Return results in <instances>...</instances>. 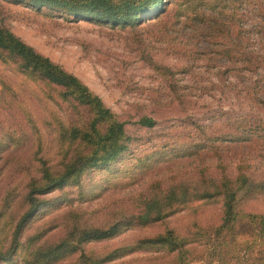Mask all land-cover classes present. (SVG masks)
I'll use <instances>...</instances> for the list:
<instances>
[{
	"label": "rangeland",
	"instance_id": "obj_1",
	"mask_svg": "<svg viewBox=\"0 0 264 264\" xmlns=\"http://www.w3.org/2000/svg\"><path fill=\"white\" fill-rule=\"evenodd\" d=\"M198 1L206 17L196 21L193 34L183 21L186 16L176 15L181 0H161L151 14L118 27L73 18L30 0H0V25L81 80L124 121L128 137L126 149L106 167L83 173L77 185L37 195L18 243L0 264H36L29 251L37 244L59 241L66 234L69 211L78 213L88 227H102L135 213L139 195L155 181L159 186L149 192L172 184L208 185L221 175L227 180L243 175L251 184L264 181V0ZM0 96L5 98L0 99V140L10 127L15 137L23 136L0 155L2 220L19 217L27 207L21 200L24 184L35 174L41 152L34 159L36 134L27 129L22 109L39 111L42 98L39 89L7 62H0ZM12 97L15 102L7 107ZM142 117L150 118L151 124H140ZM33 119L30 124L40 130ZM44 142L52 155L54 137ZM248 191L236 200L237 209L264 215V192ZM220 215L219 197L190 201L146 227L81 243L56 264H73L81 253L95 261L165 228L190 237L194 225L210 228ZM0 228V248L5 251L10 228ZM32 235L37 236L28 243ZM197 243L201 246L203 238ZM156 249L152 246L145 253L162 251ZM138 256L131 253L112 262ZM210 264L218 263L212 259ZM240 264L246 263L242 259Z\"/></svg>",
	"mask_w": 264,
	"mask_h": 264
},
{
	"label": "trees",
	"instance_id": "obj_2",
	"mask_svg": "<svg viewBox=\"0 0 264 264\" xmlns=\"http://www.w3.org/2000/svg\"><path fill=\"white\" fill-rule=\"evenodd\" d=\"M30 1L37 6L60 9L73 18H87L110 27L133 24L137 16L151 14L161 6V0ZM199 3L198 0H181L182 7L178 6L175 11L176 15L181 13L186 16L183 21L188 22L187 26L193 34L196 21L206 17ZM0 62L11 64L13 71L39 89L42 98L39 111L32 112L27 107L22 109L25 124L28 125L26 128L34 130L36 134L32 144L36 152L32 156H36L37 152H41V155L36 157L38 167L34 170L35 174L24 184L25 193L21 200L27 205L25 211L16 218L5 216L0 219L2 228H10L7 249L2 251L0 248V260H3L18 243L22 225L37 205V195L68 184L77 185L83 173L93 168L106 167L126 149L128 137L124 132V121L81 80L1 25ZM0 99L5 100L1 96ZM14 102L15 97H12L7 101V107L13 106L11 104ZM33 116L38 120L40 130L33 123L30 124L34 121ZM138 122L151 124L147 117L138 119ZM242 130L247 134L245 127ZM16 135L14 127H10L7 135L0 140V155L21 142L23 136ZM47 137H54L56 141V150L52 155L44 142ZM236 138L238 141L241 139ZM218 179L210 181L208 185L199 183L194 187L172 184L149 192L159 186L155 181L145 189V194L139 195L142 196L137 199L135 213L102 227H88L78 213L69 211L65 216L66 234L54 244H37L28 255L33 257L36 264H56L60 257L65 255L68 258L75 253L81 243L106 239L127 228H143L178 212L190 201L219 197V222L210 228L194 225L195 232L190 237L180 236L172 229L165 228L152 238H140L114 248L95 261L90 255L81 253L73 264H112L113 260L131 253L140 256L114 264H188L190 260H205L210 264L212 259L218 264H240L242 259L246 264H264V215L242 213L236 205L242 192H264V181L246 183L243 175L232 180L221 175ZM35 236H30L27 242ZM202 238L201 246L196 245L197 241L200 244ZM152 246L162 251L153 256L146 255V250Z\"/></svg>",
	"mask_w": 264,
	"mask_h": 264
}]
</instances>
